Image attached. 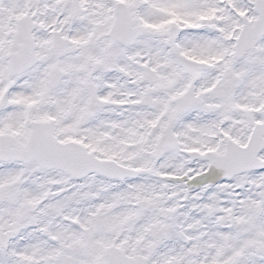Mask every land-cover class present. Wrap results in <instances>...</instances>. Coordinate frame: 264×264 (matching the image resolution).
Returning a JSON list of instances; mask_svg holds the SVG:
<instances>
[{"label": "snow or ice", "instance_id": "1", "mask_svg": "<svg viewBox=\"0 0 264 264\" xmlns=\"http://www.w3.org/2000/svg\"><path fill=\"white\" fill-rule=\"evenodd\" d=\"M0 264H264V0H0Z\"/></svg>", "mask_w": 264, "mask_h": 264}]
</instances>
